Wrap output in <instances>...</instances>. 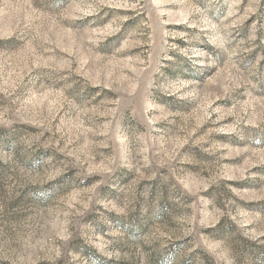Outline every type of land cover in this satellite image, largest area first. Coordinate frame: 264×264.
<instances>
[{
	"label": "rangeland",
	"instance_id": "374dc122",
	"mask_svg": "<svg viewBox=\"0 0 264 264\" xmlns=\"http://www.w3.org/2000/svg\"><path fill=\"white\" fill-rule=\"evenodd\" d=\"M0 264H264V0H0Z\"/></svg>",
	"mask_w": 264,
	"mask_h": 264
}]
</instances>
